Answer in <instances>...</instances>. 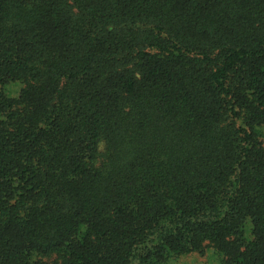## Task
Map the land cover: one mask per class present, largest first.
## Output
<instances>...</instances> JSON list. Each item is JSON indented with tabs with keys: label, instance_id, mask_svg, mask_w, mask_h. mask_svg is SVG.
<instances>
[{
	"label": "trees",
	"instance_id": "obj_1",
	"mask_svg": "<svg viewBox=\"0 0 264 264\" xmlns=\"http://www.w3.org/2000/svg\"><path fill=\"white\" fill-rule=\"evenodd\" d=\"M212 251L264 264V0H0V264Z\"/></svg>",
	"mask_w": 264,
	"mask_h": 264
},
{
	"label": "rangeland",
	"instance_id": "obj_2",
	"mask_svg": "<svg viewBox=\"0 0 264 264\" xmlns=\"http://www.w3.org/2000/svg\"><path fill=\"white\" fill-rule=\"evenodd\" d=\"M216 256L212 252H207L205 255H196V256H190L187 258H182L176 263V264H217Z\"/></svg>",
	"mask_w": 264,
	"mask_h": 264
}]
</instances>
